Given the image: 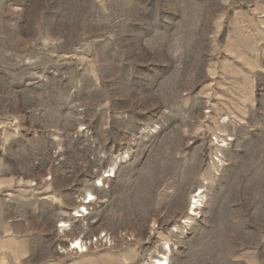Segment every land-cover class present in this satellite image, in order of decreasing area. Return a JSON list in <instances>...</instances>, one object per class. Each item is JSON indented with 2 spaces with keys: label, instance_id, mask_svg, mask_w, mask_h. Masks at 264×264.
<instances>
[{
  "label": "rangeland",
  "instance_id": "374dc122",
  "mask_svg": "<svg viewBox=\"0 0 264 264\" xmlns=\"http://www.w3.org/2000/svg\"><path fill=\"white\" fill-rule=\"evenodd\" d=\"M158 257L264 264V0H0V264Z\"/></svg>",
  "mask_w": 264,
  "mask_h": 264
},
{
  "label": "bare ground",
  "instance_id": "6f19581e",
  "mask_svg": "<svg viewBox=\"0 0 264 264\" xmlns=\"http://www.w3.org/2000/svg\"><path fill=\"white\" fill-rule=\"evenodd\" d=\"M194 197H196V195H194ZM193 198V197H192ZM196 199V198H195ZM198 199V198H197ZM199 200H194L192 203H195ZM191 203V202H190ZM190 208H188L190 210L189 214H192L194 211V205L189 206ZM79 239V238H78ZM84 244V243H83ZM79 247H81V243L79 244ZM77 249V248H76ZM83 251V250H82ZM149 264H167L166 258L165 257H158V258H154Z\"/></svg>",
  "mask_w": 264,
  "mask_h": 264
},
{
  "label": "built area",
  "instance_id": "2783aa9c",
  "mask_svg": "<svg viewBox=\"0 0 264 264\" xmlns=\"http://www.w3.org/2000/svg\"><path fill=\"white\" fill-rule=\"evenodd\" d=\"M72 248L76 250V245L74 247H72Z\"/></svg>",
  "mask_w": 264,
  "mask_h": 264
}]
</instances>
